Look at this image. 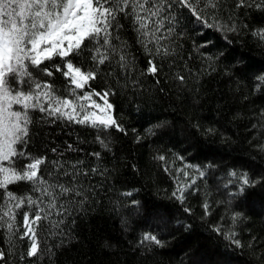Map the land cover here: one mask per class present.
<instances>
[{
	"label": "trees",
	"instance_id": "obj_1",
	"mask_svg": "<svg viewBox=\"0 0 264 264\" xmlns=\"http://www.w3.org/2000/svg\"><path fill=\"white\" fill-rule=\"evenodd\" d=\"M237 3L220 0L218 23L224 31L205 28L188 9H177V20L169 24V17L161 30L167 35L172 27L173 33L161 41L170 55L155 57L156 76L147 72L150 57L136 42L130 20L121 17L119 35L135 66L124 71L115 61L106 62L90 83L96 91L114 93L108 99L123 132L48 123L44 114L31 112L33 154L62 163L83 160L80 168L98 171L80 177L93 191L83 205H68L63 223L55 226L61 220L55 214L40 222L37 257L20 260L30 241L13 237L10 242L0 228V251L10 253L9 264H264V84L257 79L264 75V40L253 35L264 28V10L236 8ZM233 22L236 32L227 30ZM70 59L92 66L87 54ZM36 78L54 82L56 93L68 96L61 73ZM98 135L108 149L98 143ZM69 143L77 151H65ZM93 151L101 153L99 159L89 155ZM47 167L53 170L51 163ZM179 169L189 173L187 180L183 172L178 177ZM243 173L256 181L247 192L240 191ZM186 184L191 186L181 203L172 193ZM31 187L22 181L9 190L39 195ZM17 221L22 223V217ZM149 234L161 245L144 241Z\"/></svg>",
	"mask_w": 264,
	"mask_h": 264
},
{
	"label": "snow or ice",
	"instance_id": "obj_2",
	"mask_svg": "<svg viewBox=\"0 0 264 264\" xmlns=\"http://www.w3.org/2000/svg\"><path fill=\"white\" fill-rule=\"evenodd\" d=\"M235 7L264 10V0H238ZM177 9H188L195 21L205 28L225 29V25L218 23L220 0H0V228L5 230L10 242L13 237L30 241L26 252L20 254V260L38 256L37 229L40 222L55 214L61 217L55 225L58 227L63 223L62 217L69 204L85 203L93 189L85 188L80 177H87L89 171H98L96 168H80L83 160L62 163L60 160L48 161L46 154H33L29 147L32 139L30 126L33 124L31 112L44 114L48 123L59 120L101 132L113 128L123 132L114 116V105L108 99L114 93L111 89L102 93L96 91L90 82L97 79L101 66L106 62L111 66L115 61L124 71L130 65L135 66L129 59L127 42L119 35V30L124 27L121 17L130 20L137 34L136 42L150 57L147 72L158 75L160 67L155 57L161 52L165 56L170 55L161 41L173 33L172 27L167 28V35L161 30L169 17V24L177 20L173 15ZM229 20H232L231 16ZM227 30L238 31L236 23L228 25ZM253 35L264 40V28L253 32ZM86 54L92 61L91 67L70 59ZM57 57L61 63H46ZM54 72L61 73L68 82L67 97L56 93L54 82L36 78L39 73L53 77ZM179 79L183 81L184 77ZM257 79L264 84V75ZM77 90L82 94L78 95ZM94 96L100 97L103 104L97 103ZM96 140L108 149L104 138L98 135ZM51 151L55 153L58 150L54 147ZM65 151L77 149L69 143ZM59 154L62 156L63 152ZM89 155L99 159L101 153L93 151ZM158 159L165 160V157L159 156ZM48 163L53 165V170L48 169ZM66 163L70 166L66 167ZM180 172L187 180L189 173L179 169L178 177ZM199 175L202 178L204 173L201 171ZM61 176L68 179L62 182ZM238 179L241 192L256 186V181L247 173ZM22 181L30 183L31 192L39 195H17L9 190L10 185ZM195 183L194 179L191 180V184ZM260 183L264 185V176L260 177ZM190 186L178 185L173 197L183 203L185 188ZM124 195L131 196L132 193ZM76 197L81 199L77 201ZM61 198L65 199L62 201ZM203 207L208 213L209 204L206 202ZM239 215L236 213L233 220ZM18 216L22 217V223H18ZM234 235L231 233L228 238ZM144 241L156 245L162 243L157 236L150 234L144 236ZM233 242L240 245L239 240ZM9 255L0 251V264H9Z\"/></svg>",
	"mask_w": 264,
	"mask_h": 264
},
{
	"label": "rangeland",
	"instance_id": "obj_3",
	"mask_svg": "<svg viewBox=\"0 0 264 264\" xmlns=\"http://www.w3.org/2000/svg\"><path fill=\"white\" fill-rule=\"evenodd\" d=\"M96 98H93V99L96 100L97 103L103 104V101L100 99V97L96 96Z\"/></svg>",
	"mask_w": 264,
	"mask_h": 264
}]
</instances>
